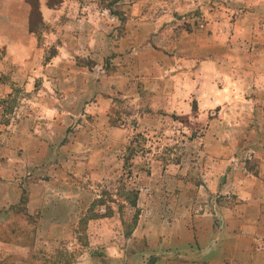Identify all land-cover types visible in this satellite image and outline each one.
<instances>
[{
    "label": "rangeland",
    "instance_id": "1",
    "mask_svg": "<svg viewBox=\"0 0 264 264\" xmlns=\"http://www.w3.org/2000/svg\"><path fill=\"white\" fill-rule=\"evenodd\" d=\"M68 1L0 48V264H186V215L220 226L264 182V0ZM198 70L224 104L172 112Z\"/></svg>",
    "mask_w": 264,
    "mask_h": 264
},
{
    "label": "crops",
    "instance_id": "2",
    "mask_svg": "<svg viewBox=\"0 0 264 264\" xmlns=\"http://www.w3.org/2000/svg\"><path fill=\"white\" fill-rule=\"evenodd\" d=\"M39 2L40 12L46 24L56 28L60 24L67 29L60 19L68 14V0H62L55 7L48 6V0ZM30 14L31 6L25 0H0V48L6 47L10 52L17 47L26 49L28 46L31 50L36 46V40L31 36L29 29ZM66 31L59 30V36ZM76 35L78 38L72 37L70 45L68 44L70 40L66 38L61 40L62 51L72 49L71 47L76 43L82 45L83 37L78 33ZM187 35L190 34L186 33ZM179 44H184L185 48L180 49ZM172 48L175 51L174 62L182 60L186 64V56L181 59L186 55V42L181 39L172 45ZM214 65L216 64L206 62L200 66V69L212 68ZM198 72V76L202 74L200 79L185 80L183 83L185 92H180L176 88V91L168 95L167 100L172 112L176 110V113L180 115L193 113L190 104L182 106L185 99L191 98L192 90L201 116L219 110L224 104V93L217 79L210 77L206 80L204 73L200 70ZM181 100L182 103H180ZM257 180L259 182L254 183L256 187L254 186L250 191L252 203L236 206V209L218 206L220 226H214L213 221L206 217V214H202L201 209L196 210L197 214L194 218L186 215V264H264V200L260 198L264 197V182ZM202 189L207 191L204 186L196 187L194 191L186 187V194L189 192L201 194Z\"/></svg>",
    "mask_w": 264,
    "mask_h": 264
},
{
    "label": "trees",
    "instance_id": "3",
    "mask_svg": "<svg viewBox=\"0 0 264 264\" xmlns=\"http://www.w3.org/2000/svg\"><path fill=\"white\" fill-rule=\"evenodd\" d=\"M26 2H28V4L31 6V14H30V23H31V16L34 14V13H39L40 14V5H39V0H37V3H33V2H31V1H27V0H25ZM48 6H50V7H54V5L51 3V0H48ZM30 31H31V29H30ZM193 111H196V109L195 108H193ZM128 200H129V198H128ZM130 204L132 205V206H134L136 203H135V201H134V199L132 200H130Z\"/></svg>",
    "mask_w": 264,
    "mask_h": 264
}]
</instances>
